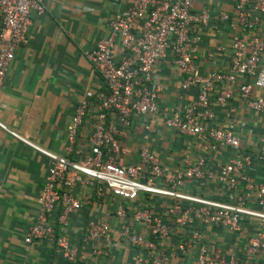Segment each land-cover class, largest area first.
I'll return each instance as SVG.
<instances>
[{
    "label": "built area",
    "instance_id": "2783aa9c",
    "mask_svg": "<svg viewBox=\"0 0 264 264\" xmlns=\"http://www.w3.org/2000/svg\"><path fill=\"white\" fill-rule=\"evenodd\" d=\"M249 1L236 0L234 4L236 25L245 38L239 36L232 41L228 71H212L205 77L196 74L194 61L199 42L196 29L207 23L208 13L205 10L193 13L194 0H131L126 8L112 16L107 22L108 36L98 40L93 49L84 54L102 79L104 89L90 101L80 99L74 105L65 129V155L57 156L31 145L48 158L49 165L36 201V216L23 238L24 243L49 239L54 252L67 263L81 262L83 256L78 248L69 245L59 229L66 225L68 215L81 207L72 194V186L82 175L99 182L114 198L133 201L142 193L171 200L173 203L164 214L169 216L177 212L174 222L180 227L191 224L196 218L202 225L221 227L235 234L241 218L255 221L256 232L246 239L241 262L232 254L208 257L200 233L194 230L189 234V242L198 243L197 256L192 264H255V255L264 252V133L258 140L255 155L261 170L260 182L246 174L250 156L234 155L215 168V181L223 192L220 201L177 191L186 181L199 182L212 177L205 169L206 156L193 162L182 160L181 171L165 173L146 146L139 149L136 164H123L124 149L119 144V137L125 134L130 118L137 114L158 115L164 126L183 136L200 137L211 151L238 149L239 138L233 130L243 125L232 115L224 130L203 127L201 122H211L212 106L225 107L235 91L252 111L260 112L263 108L262 100L249 97L252 88L264 94V69L257 67L264 43L250 33L256 19L249 15ZM250 8L256 14H264V0H252ZM43 11L41 0H0V89L13 60L14 49L27 43L30 13L41 15ZM220 19L226 20V16L222 15ZM115 45L119 49L116 60L111 55ZM166 52L170 53L171 61L179 71L181 81L178 88L185 91L196 87L195 100L180 107L159 108L156 88L151 85L153 65L164 58ZM237 77L243 78L244 82L235 90L233 85ZM216 85L220 88L214 92ZM90 108L95 123L86 139L88 150L81 158L73 160L71 156L80 155L75 148L78 130ZM148 129V125H144V130ZM10 134L27 143L16 134ZM143 139H147L146 134ZM157 181L166 187H157ZM114 217L121 223L120 239L137 252L134 264H167V256L158 246L159 242H167L168 250L180 255L189 247L187 241H170L163 217L147 208L137 209L127 220L124 207L118 204ZM134 223L142 225L144 235L132 231ZM82 241L89 244L92 255L105 254L110 243L109 226L104 222H86Z\"/></svg>",
    "mask_w": 264,
    "mask_h": 264
},
{
    "label": "crops",
    "instance_id": "0c3cea01",
    "mask_svg": "<svg viewBox=\"0 0 264 264\" xmlns=\"http://www.w3.org/2000/svg\"><path fill=\"white\" fill-rule=\"evenodd\" d=\"M131 0L109 2L107 0H41L44 11L41 15L30 13V25L26 31L27 43L14 49L13 60L8 66L0 89V264H70L53 249L49 239L23 242L28 228L37 212V198L44 183L49 165L47 157L39 154L32 146L57 156L65 155V129L72 115L74 105L80 99L90 101L104 89L102 79L97 75L84 54L93 49L95 43L108 36L107 22L112 16L126 8ZM236 0H194L193 13L205 10L208 21L196 29L199 36L195 56L196 74L205 77L212 71L226 73L232 59L231 43L242 33L235 21ZM249 15L256 19L250 32L264 43V14H256L250 8ZM225 15L226 20L220 19ZM245 38V36L243 37ZM116 60L117 45L111 52ZM170 53L155 61L151 85L156 88L159 108L180 107L195 100L196 87L180 90L181 77L172 63ZM264 69V47L259 53L257 64ZM244 82L237 77L235 90ZM220 85H216V92ZM250 99H260L264 94L252 88ZM211 122H201L203 127L212 126L224 130L229 116L243 125L235 127L239 138L236 151L228 148L209 149L200 137H188L164 126L158 115L134 114L130 118L125 134L119 137L124 149L122 162L134 165L138 162V151L146 146L155 155L158 165L165 173L183 169L182 160L193 162L206 156L205 169L212 177L199 182H184L177 191L211 200H222L223 192L215 181V168L234 155L250 156L246 174L255 182L261 180V170L255 159L258 140L264 133V105L260 112H254L242 101L237 91L225 107L212 106ZM95 123L90 108L78 130L75 148L79 159L88 150L87 136ZM144 125L149 129L144 130ZM16 134L27 143L15 138ZM147 139H143L144 135ZM115 159L118 156H114ZM157 187H166L161 181ZM72 194L81 207L70 213L66 225L59 229L69 245L76 246L82 254L76 264H134L137 252L119 237L121 223L114 217L115 207L121 204L127 220L139 208H147L163 217L169 230L170 241H187L191 231H198L206 254L211 257L234 255L241 262V252L248 237L256 232V222L246 218L239 221V230L228 233L221 227L202 225L198 219L180 227L175 224V212L167 216L165 210L171 200L149 194H139L133 201L111 196L99 182L80 175L72 186ZM185 205V203H182ZM51 215L50 221L54 217ZM104 222L110 228V243L105 254L92 255L89 244L82 241L86 222ZM132 231L145 234L140 224L134 223ZM184 254L168 250V243H158L167 256V264H192L197 256L198 243L189 242ZM255 264H264V252L255 255Z\"/></svg>",
    "mask_w": 264,
    "mask_h": 264
}]
</instances>
